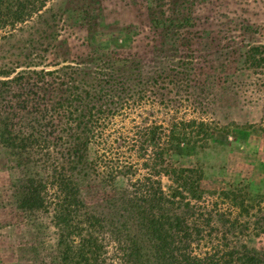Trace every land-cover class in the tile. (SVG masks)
I'll list each match as a JSON object with an SVG mask.
<instances>
[{
    "label": "rangeland",
    "instance_id": "obj_1",
    "mask_svg": "<svg viewBox=\"0 0 264 264\" xmlns=\"http://www.w3.org/2000/svg\"><path fill=\"white\" fill-rule=\"evenodd\" d=\"M40 9L32 22H12L0 31V82L24 76L42 86L39 74L53 87L61 82L68 90L74 85L102 94L99 87L107 86L101 83L109 81L117 97L107 99L117 104L106 103L113 113L106 120L99 116L95 130L133 166L124 164L129 173L123 169L110 182L106 168L90 166L98 160L97 144L84 149V160L69 157L65 142L75 124L64 108L47 118L56 131L64 130L54 134L62 142L51 139L50 163L32 151L20 155L21 140L1 138L6 112H0V264H62L58 205L68 209V224L81 221L78 227L86 230L89 208L112 218L116 211L107 200L116 189L133 191L147 177L167 194L180 192L183 204L202 205L196 196L203 192L209 215L187 217L205 229L195 254L224 239L264 249V231L256 224L264 228V0H48ZM39 13L57 36L33 50V27L54 32L37 25ZM181 19L188 20L179 25ZM17 111L11 112L23 114ZM185 175L194 185L180 180ZM32 185L42 189L32 195ZM235 219L250 230L231 231ZM85 235L67 241L79 264L89 257ZM106 250L103 264H119L115 243L108 241Z\"/></svg>",
    "mask_w": 264,
    "mask_h": 264
},
{
    "label": "trees",
    "instance_id": "obj_2",
    "mask_svg": "<svg viewBox=\"0 0 264 264\" xmlns=\"http://www.w3.org/2000/svg\"><path fill=\"white\" fill-rule=\"evenodd\" d=\"M47 1L0 0V31L5 29L6 25L12 24V22L25 25L28 22H32V14L37 11L40 12L41 7L46 8ZM40 13L37 25L44 24L49 31H54L55 26L50 24V19L42 17ZM56 17L57 14L55 15ZM187 20L181 19L179 25H184ZM32 29L38 35V39L32 38L28 41V45L33 47V50H36V45L45 46L48 39H53L57 36L56 31L51 34L47 30H42L39 26ZM37 56L35 58H38ZM27 58L31 59L30 57ZM28 67L35 66L30 65ZM36 75L42 80V86L37 85L36 81L31 82V78L26 80L24 76L0 82V112L2 114L6 112V122L3 121L1 123L4 126L1 138L6 136V142L9 140H21L23 145L17 147L20 155L26 154L30 156L32 151L34 155L42 156L41 161L49 164L52 160L49 147L51 145L55 146L54 141L52 142L51 139L55 138L62 142L63 139L54 137V134L64 130L61 128L56 131V126H50L47 118L52 117L50 113H58L59 110L64 108L70 116L68 117L70 123L75 124L73 130L69 129L70 142H65L66 144H71L72 152L68 154L69 157L72 156L84 160L85 150L89 149L90 144L95 143L100 149L97 163H90L91 168L102 165L103 168L108 170L107 178L110 182L114 180V174L121 173L122 175L123 169H126V172L129 173L127 168L133 165L128 161L124 163L120 157L122 153L107 143L103 133H100L97 129L95 130V125H98L100 120L99 116L106 120L109 114L113 113V109H108L106 103H109L110 106L117 104L114 100L107 99V97L111 96L117 97L115 94L117 89L111 88L112 85L109 81H101V84L105 83L107 86L106 90H103L101 86L99 87L102 94L82 91L78 86L74 85L71 90H68L69 86L61 82L55 84L66 87V90H64L57 86L53 87L48 81H44V76ZM23 81H25L24 84H22ZM115 83L117 84V82ZM125 83L120 81L119 85L124 87ZM15 84H19V86L17 85V91H14ZM127 85L129 84L127 83ZM123 90H126L129 94L132 91V87L127 86ZM106 91L109 93H106ZM48 94L54 95L56 100L52 99L47 105L45 104V97ZM28 96H30L29 99H23ZM105 100L107 101L105 102ZM96 102H100V104L96 105ZM29 104H34V106L29 109ZM14 109L18 110L17 112L22 111L23 114L12 113L11 111ZM10 116H15L19 122L24 124L12 123ZM39 121H44L46 124H39ZM20 137L22 139H19ZM24 141H30L29 144L31 145L28 143L24 144ZM122 141L123 144L130 143L126 142L127 140L124 138ZM124 164H130V167H126ZM185 172L187 174L193 171L186 170ZM145 180L146 182L138 181L135 186H132L133 191L128 188L116 189L114 197L107 200L111 208L116 211V215L112 218H108L105 214L97 213L89 208L86 213L87 219L85 223L88 226L86 230L78 227L82 225L81 221H78L77 226L68 224L70 221L66 217L68 209L64 208L62 204H60L61 207L58 205L60 210L58 209L59 211H57L56 220L60 223V226H63L64 229L59 230L64 231V234L61 235L62 237L59 240L62 256H57V260H60L62 264H79L76 257H74L73 247L67 244V241H70L71 236L82 231L86 232L85 236L87 237L83 238L82 246L88 248L87 254L89 256L83 260L85 264H103L104 255L108 254L106 250L108 241L115 243V255L120 261L119 264H264V249L250 246L239 240L224 239L217 241V243L212 242L210 252L204 253V255L195 254L193 245L198 239L204 240L205 229L200 226V221L189 224L187 217L199 218L209 215L203 205V192L199 191V195L196 196V199L202 205L183 204L181 199H185V197L180 192L167 194L150 177L145 178ZM180 180L186 185H194L195 182L194 178L188 175L181 177ZM58 182L62 184V179H59ZM62 185H60L59 191L62 190L63 192L65 188ZM38 189H42L41 186L34 185L33 189L32 185L30 193L32 195L36 194ZM223 194L226 195L225 193ZM238 198L239 196L235 197L236 200ZM33 202L37 204L38 201L34 200ZM215 206H218V204L215 203ZM182 208L185 211L178 213ZM246 211L250 214V209ZM72 212L79 213L77 209ZM256 224L260 230L264 231L259 222ZM239 226L246 231L250 230L248 226L244 227L238 219L234 220L229 229L231 231L237 230ZM64 246L66 249L63 251Z\"/></svg>",
    "mask_w": 264,
    "mask_h": 264
}]
</instances>
